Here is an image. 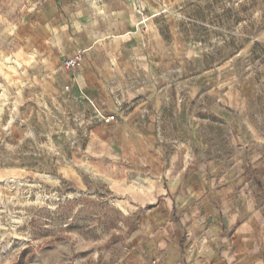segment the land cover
<instances>
[{"label": "crops", "instance_id": "crops-1", "mask_svg": "<svg viewBox=\"0 0 264 264\" xmlns=\"http://www.w3.org/2000/svg\"><path fill=\"white\" fill-rule=\"evenodd\" d=\"M219 6L218 0H38L19 50L22 65L46 72L59 95L83 109L86 169L139 220L134 264H264L261 152L211 162L191 143L199 134L181 125L192 122L185 110L190 98L223 93L222 71L207 62L223 58ZM239 6L232 0V37L240 35ZM248 12L247 41L264 42V6L259 17ZM79 52L67 70L64 60ZM193 62L199 63L194 80ZM89 100L117 118L102 121Z\"/></svg>", "mask_w": 264, "mask_h": 264}, {"label": "rangeland", "instance_id": "rangeland-1", "mask_svg": "<svg viewBox=\"0 0 264 264\" xmlns=\"http://www.w3.org/2000/svg\"><path fill=\"white\" fill-rule=\"evenodd\" d=\"M37 1L0 0V264H134L139 220L86 169L83 109L18 57ZM239 1L240 35L232 37V0H218L223 58L207 60L222 71L223 93L190 98L192 122L181 124L201 136L191 143L209 161L224 164L251 148L264 159V42L247 41L244 21L249 8L260 16L264 0ZM259 178L263 188L264 171Z\"/></svg>", "mask_w": 264, "mask_h": 264}, {"label": "built area", "instance_id": "built-area-1", "mask_svg": "<svg viewBox=\"0 0 264 264\" xmlns=\"http://www.w3.org/2000/svg\"><path fill=\"white\" fill-rule=\"evenodd\" d=\"M93 3H99L102 0H90ZM138 10H140L139 8H137ZM81 52H79L77 55H75L72 58H67L64 60V66L67 70H71L76 64L77 61L81 59ZM91 105L93 106V108L95 109V114L96 117L100 118L102 121L104 122H111L113 120H115L117 118L116 114H104L102 113L94 104V102L92 100H89Z\"/></svg>", "mask_w": 264, "mask_h": 264}]
</instances>
